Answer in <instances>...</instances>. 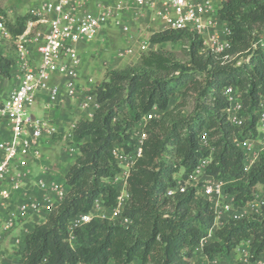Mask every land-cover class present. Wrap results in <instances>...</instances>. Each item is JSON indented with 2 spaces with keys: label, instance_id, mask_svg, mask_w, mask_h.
I'll list each match as a JSON object with an SVG mask.
<instances>
[{
  "label": "trees",
  "instance_id": "1",
  "mask_svg": "<svg viewBox=\"0 0 264 264\" xmlns=\"http://www.w3.org/2000/svg\"><path fill=\"white\" fill-rule=\"evenodd\" d=\"M218 3L219 18L231 29L227 58L201 51V40L193 34L165 30L152 34L150 41H188L185 62L152 50L134 65L108 71L95 86L100 107L73 128L78 154L64 175L68 192L24 237L22 248L15 251L19 264H192L194 247L207 235L214 214L208 201L191 188L166 196L176 178L190 174L212 147L205 173L225 180V191L238 204L252 199L256 186L264 184V152L243 171L236 144L257 136L264 99V0ZM28 19L26 12L5 25L17 35ZM11 64L0 53L2 78H11ZM226 85L238 90L241 127L226 119L221 93ZM174 96L179 100L172 105ZM188 96L194 98L193 111L182 115L180 107ZM153 108L159 113L146 122L141 155L126 179L130 196L123 215L129 222L93 218L75 230L70 246L66 227L72 216L88 212L96 198L106 207L114 204L118 192L107 182L119 172L113 149L117 144L130 149L134 126ZM118 115L121 118L115 120ZM202 131L208 135V146L199 143ZM213 237L203 247L208 256L229 254L245 241L251 259L264 254V204L257 214L226 221Z\"/></svg>",
  "mask_w": 264,
  "mask_h": 264
},
{
  "label": "built area",
  "instance_id": "2",
  "mask_svg": "<svg viewBox=\"0 0 264 264\" xmlns=\"http://www.w3.org/2000/svg\"><path fill=\"white\" fill-rule=\"evenodd\" d=\"M7 1L10 0H0V3ZM89 1L40 0L28 9L29 19L24 30L17 35L11 34L0 14V42L8 41L14 47L12 57L3 55L12 62L11 78L15 80V85L6 92H2L0 86V241L11 231L17 230L11 239L14 250L10 253L22 248L23 239L32 227L43 222L46 215L62 203L68 192L64 176L62 179L53 177L50 167L43 163L41 146L50 143L57 134H61L64 141L72 140L76 122L71 123L67 130L61 129L48 115L52 106L66 98L78 100L83 119L92 118L100 107L94 90L82 92L80 88L78 69L81 61L74 44L96 40L101 28L109 21L115 23L125 35L129 34V25L122 19L128 13L158 26L156 31L144 36L136 50L131 46L119 50V58L135 51H145L151 35L165 30L193 34L201 40V51L228 57L226 51L231 45V29L227 22L219 18L218 0H108L95 2L93 10L87 8ZM221 93L227 103L226 119L233 126L241 127L244 118L240 114L242 106L237 88L226 85ZM40 98L42 107L48 111L45 117L28 115L27 108L39 102ZM158 113L153 108L134 126L132 142L127 143L129 150H124L118 144L114 147L119 172L110 178L112 182L109 183L113 185L118 180V195L109 207L96 198L88 212H79L69 219L66 231L70 246L75 241V230L93 218L129 222L123 215L130 196L126 179L134 161L141 155L146 137L145 124L151 118H156ZM257 124L264 127V108H261ZM1 131L6 134L3 135ZM198 140L202 146H208L205 131L199 134ZM236 144L242 151L243 171H247L264 152V134L256 141L245 138L236 140ZM67 151L78 154L75 143ZM210 152L209 156L198 161L190 174L176 178L175 184L166 190L165 195L184 193L191 188L195 195L208 201L214 220L207 235L200 239L194 250L203 255L204 263L221 264V255L208 256L203 253V247L209 243L207 239L226 221L257 214L264 204V196L255 193L252 199L238 204L234 195L225 191V180L205 173L211 160L212 147ZM238 246L236 251L239 250ZM240 251L233 264H264V254L250 258L248 245ZM4 254L0 251V264H4V259L9 256Z\"/></svg>",
  "mask_w": 264,
  "mask_h": 264
},
{
  "label": "rangeland",
  "instance_id": "3",
  "mask_svg": "<svg viewBox=\"0 0 264 264\" xmlns=\"http://www.w3.org/2000/svg\"><path fill=\"white\" fill-rule=\"evenodd\" d=\"M39 1L40 0H10L0 3V14L3 15L5 22L13 21L17 15L26 13L32 5ZM105 1L108 0H96L94 2ZM122 19L124 23L129 25V34L125 35L115 23L109 21L101 28L96 40L92 42H77L74 44L76 54L81 61L78 69V82L82 92L94 90L97 84L105 80L108 71L134 65L140 60L142 55L147 54L152 50H162L166 53H170L181 62L187 60V46L189 42L186 40L162 43H152L149 40L145 51H135V53L131 55L119 58L117 56L119 50L126 46H131L136 50L138 44L143 41L144 36L147 34L149 35L150 31H156L155 29L158 26L155 23H149L148 20L145 21L146 19L134 18L128 13L124 14ZM34 30H36V27ZM0 52L12 57L14 54V47L10 42L2 40L0 42ZM240 62L241 60L238 64ZM52 80L53 78L50 79V82H52ZM12 82V79H4L2 80L1 85L8 89L12 85ZM178 100V96L172 97L171 104H175ZM194 104L195 101L193 96H188L184 101V105L180 107L181 114H191ZM26 112L32 117H45V114L48 111L44 110L42 102L39 101L33 104L32 107L27 108ZM49 113L53 117V120L63 130H67L71 123L77 122V120L81 118L78 100L67 98L58 105L52 106ZM120 118L121 116L118 115L115 120H119ZM73 143L74 142L71 139H68L67 141L62 140L61 134H57L53 136L50 143H48V147L45 145L41 146V153L43 156L47 155L50 169L54 174L65 172V170L73 163L76 157V152L71 153L67 151V148L72 146ZM62 177L63 173L60 174L58 179H62ZM119 179L121 181V177H119ZM107 181L112 182L111 179H107ZM114 184V187L119 188L118 180L115 181ZM255 193L264 196V184L257 185ZM16 234L17 230H13L8 233L2 241H0V251H3L5 253L4 255H9L4 259V264H18L15 252L10 253L11 250H14L11 239ZM207 240L211 242L214 240V237L212 236ZM247 245V241L242 242L238 246L239 250L236 251L235 249L237 248H235L229 254H221V257L219 258L221 264H233L236 262L237 253L241 252L240 250ZM195 252L198 251L194 250L193 256H196ZM198 260L199 261L195 260L193 264H206L200 259V257Z\"/></svg>",
  "mask_w": 264,
  "mask_h": 264
},
{
  "label": "crops",
  "instance_id": "4",
  "mask_svg": "<svg viewBox=\"0 0 264 264\" xmlns=\"http://www.w3.org/2000/svg\"><path fill=\"white\" fill-rule=\"evenodd\" d=\"M94 1H96V0H90L89 1V3H88V5H87V8L88 9H90V10H93L94 9ZM10 79H12V78H10ZM2 80H4V78H2V77H0V86L2 87V85H1V83H2ZM13 80V82H12V85L7 89V88H4V87H2V92H6V91H8V90H10L14 85H15V80L14 79H12ZM41 97V96H40ZM40 101H41V98H40ZM264 100H261V108H264ZM50 112V111H49ZM48 115H51L50 113H48ZM256 130H257V136L254 138L255 139V141L257 140V138H259L261 135H263L264 134V127L263 126H260L259 124H256ZM1 133L3 134V135H5L6 133L3 131H1ZM2 135V136H3ZM45 146H47L48 147V143H45L44 144ZM77 155V154H76ZM43 163H45L47 166H49V162H48V157H47V155L46 156H44V162ZM50 167V166H49ZM68 169V168H67ZM67 169L65 170V172H62L63 173V176L65 175V173H66V171H67ZM51 170V169H50ZM51 173H52V176L53 177H56V178H59L60 177V174H62V173H58V174H54V172H52L51 171ZM110 179V178H109ZM108 182V181H107ZM260 185V184H259ZM196 253V256H193L192 257V264L194 263V261L195 260H197V261H199L198 260V258L200 257V259H202V261H204L203 259V255H201L199 252H195ZM194 259V260H193Z\"/></svg>",
  "mask_w": 264,
  "mask_h": 264
}]
</instances>
